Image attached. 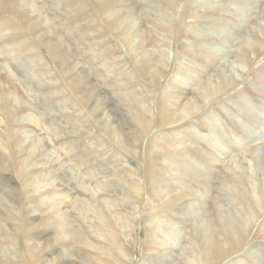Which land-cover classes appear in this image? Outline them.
<instances>
[{
  "label": "rangeland",
  "instance_id": "374dc122",
  "mask_svg": "<svg viewBox=\"0 0 264 264\" xmlns=\"http://www.w3.org/2000/svg\"><path fill=\"white\" fill-rule=\"evenodd\" d=\"M0 264H264V0H0Z\"/></svg>",
  "mask_w": 264,
  "mask_h": 264
},
{
  "label": "bare ground",
  "instance_id": "6f19581e",
  "mask_svg": "<svg viewBox=\"0 0 264 264\" xmlns=\"http://www.w3.org/2000/svg\"><path fill=\"white\" fill-rule=\"evenodd\" d=\"M248 1V0H247ZM70 4V3H69ZM242 7V6H241ZM73 10V9H72ZM113 10V9H112ZM113 12V11H112ZM161 13H162V11H161ZM162 15V14H161ZM122 18H121V22H122V25L124 24H126V22L128 23L129 21H130V23H131V19H132V14L130 13V12H128V11H126V12H123L122 13V16H121ZM130 28H132V25L130 24ZM127 32L128 33H130L131 32V30H127ZM242 99L244 100V96H242ZM244 107V106H243ZM235 198H236V196H235ZM201 210H203V208H201V209H199L197 212L193 209V211L195 212L194 214H196V215H198L200 212H201ZM243 215V214H242ZM200 216V215H199ZM198 217V216H197ZM234 215L233 214H231L229 211L226 213V214H224L223 215V225L224 226H226V224H229V223H231V221L234 219ZM242 217V216H241ZM236 218V217H235ZM201 221V227L199 228V231H200V229H201V239H202V242L204 243V245H208L209 244V242H210V240H212L211 239V232H212V225H211V223L208 221V220H206V218H204L203 220L201 219L200 220ZM232 225V224H231ZM235 227V226H234ZM233 232V231H232ZM214 236V235H213ZM256 256V255H255ZM257 258V257H256ZM254 259V258H253ZM257 260V259H256ZM196 263V262H195Z\"/></svg>",
  "mask_w": 264,
  "mask_h": 264
},
{
  "label": "crops",
  "instance_id": "0c3cea01",
  "mask_svg": "<svg viewBox=\"0 0 264 264\" xmlns=\"http://www.w3.org/2000/svg\"><path fill=\"white\" fill-rule=\"evenodd\" d=\"M230 1H233V2H234L235 0H227V2H230ZM236 2H238V1H236ZM227 12H228V11H227ZM227 12H224V11H222V10L219 11V13H221V14H222V13H227ZM204 13H207V12H204ZM233 13L236 14V13H238V12H237L236 10H234ZM176 16H177V15H176ZM187 16L191 18L192 15H187ZM215 16H218V15H215ZM215 16L211 15V16H209V17H215ZM219 16H220V15H219ZM232 18H233V17H232ZM236 19H237V16H236ZM233 20H235V19H233ZM231 21H232V19H231ZM237 21H238V20H237ZM191 29H199V28L197 27V28H191ZM203 29H208V28H203ZM210 29H212V28H210ZM234 30H235V29H234ZM204 31H205V30H204ZM205 32H207V30H206ZM208 32H209V31H208ZM211 32H214V30L211 31ZM214 33H217V32L215 31ZM241 34H242V33L239 32V35H240V36H241ZM240 36H238V37H240ZM202 41H204V40H202ZM202 41H201V42H202ZM205 41H206V40H205ZM210 43H211V44H217V45H218V44H219V39H218V40L210 39V40H208L207 42H205V44H207L208 46L211 47V45H209ZM228 44H229V43H228ZM222 46H223V44H222ZM213 47H214V45H213ZM227 47H228V45H227ZM231 48H232L231 50H234V49H233V48H234V43H233V45L231 46ZM236 49H237V48H236ZM236 49H235V50H236ZM228 93H229V92H228Z\"/></svg>",
  "mask_w": 264,
  "mask_h": 264
}]
</instances>
